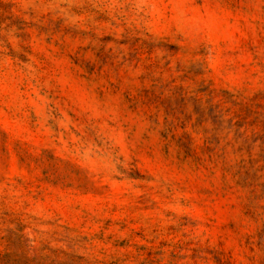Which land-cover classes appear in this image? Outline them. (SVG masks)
Listing matches in <instances>:
<instances>
[{
	"label": "rangeland",
	"instance_id": "rangeland-1",
	"mask_svg": "<svg viewBox=\"0 0 264 264\" xmlns=\"http://www.w3.org/2000/svg\"><path fill=\"white\" fill-rule=\"evenodd\" d=\"M0 264H264V0H0Z\"/></svg>",
	"mask_w": 264,
	"mask_h": 264
}]
</instances>
